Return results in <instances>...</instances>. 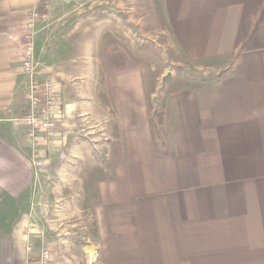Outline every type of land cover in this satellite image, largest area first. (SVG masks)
Segmentation results:
<instances>
[{"label": "crops", "instance_id": "crops-1", "mask_svg": "<svg viewBox=\"0 0 264 264\" xmlns=\"http://www.w3.org/2000/svg\"><path fill=\"white\" fill-rule=\"evenodd\" d=\"M71 1L0 0V264L42 249L51 264H264V0ZM35 12L62 110L39 169L23 122ZM146 54L162 63L149 80ZM203 65L219 71L190 73ZM57 201L82 239L53 231Z\"/></svg>", "mask_w": 264, "mask_h": 264}, {"label": "built area", "instance_id": "built-area-1", "mask_svg": "<svg viewBox=\"0 0 264 264\" xmlns=\"http://www.w3.org/2000/svg\"><path fill=\"white\" fill-rule=\"evenodd\" d=\"M44 16L33 13L27 25V34L24 39L23 70L28 80L27 100L28 108L23 122L28 127V139L32 144V162L36 169L43 166V157L40 149L41 141L49 147L56 145L61 102L57 95L56 84L53 80H40L39 64L36 62V21ZM52 253L42 249L39 264H51Z\"/></svg>", "mask_w": 264, "mask_h": 264}, {"label": "rangeland", "instance_id": "rangeland-1", "mask_svg": "<svg viewBox=\"0 0 264 264\" xmlns=\"http://www.w3.org/2000/svg\"><path fill=\"white\" fill-rule=\"evenodd\" d=\"M71 2H73V0L71 1ZM70 2V3H71ZM39 19H41V18H39ZM153 19H155L153 16H151L150 17V24H155L154 22L156 21H154ZM43 20H48V16L47 15H44V17H42V20H40V21H43ZM125 20V19H124ZM154 22H153V21ZM38 22V21H37ZM80 28H81V26H80ZM82 29V28H81ZM152 35V34H151ZM75 37H76V39L79 41V40H82L83 38H84V33H77V34H75L74 35ZM73 36V37H74ZM153 36V35H152ZM71 37V35L68 37V38H70ZM162 38L164 39H167L168 37H166V36H164V35H162ZM153 39L154 40H156L157 42H159L158 44H161V42H160V39L158 38V37H153ZM164 39V40H165ZM147 40H148V38H147ZM165 45V44H164ZM162 46V45H161ZM163 47V46H162ZM155 53H157L159 56L162 54V58H161V60L162 61H169V60H171V58H172V55H173V50H171V48L169 47L168 48V46L167 47H163L162 48V50L161 49H158V48H155ZM164 56V57H163ZM161 60H159V59H155L154 57H150V55H148V54H146V57H145V55H144V58H143V61H144V64H143V66H144V68H145V73H146V77H147V79L149 80L150 78H151V75H150V73H149V70L151 69L150 67L152 66V67H156V69L157 70H159L160 69V66L162 65V63H161ZM203 67H204V65L202 66V67H199V68H194L192 71H190V73H192V74H194V75H199L200 77L201 76H203V74L204 73H214V72H216L217 71V69H215V70H204L203 69ZM205 68V67H204ZM219 71V70H218ZM217 71V72H218ZM176 71L174 70V74H176L175 73ZM172 73V70L171 71H168V74H167V76H169L170 74ZM176 77H175V75H173V76H170V78L169 79H167L166 80V82H165V84L164 85H162L161 87L163 88L162 90H165V89H167V87L168 86H171L172 84L174 85V82H176L175 79ZM56 180V179H55ZM62 207V205H61V201L59 202V201H57L56 202V205H55V207H53V209L55 210H53L52 208L49 210L50 211V214H49V217L51 218V220H54V227H53V231H57L58 232V234L60 233V234H62V236L63 235H68V234H71V235H73V236H71V237H74V239H76V240H78V239H82L83 237H84V235H85V233L87 232L86 231V227L84 226V225H77V222L76 223H74V222H69L68 224H65V225H62V224H59L58 222L62 219V220H64L63 218L64 217H68L67 215H65L64 213L62 214L61 213V208ZM60 214V215H59ZM40 217V216H39ZM58 223V224H57ZM69 238V239H72V238ZM63 239V238H62ZM68 239V238H67ZM76 240H73L74 242L76 241ZM76 242H78V241H76ZM75 242V243H76ZM72 243V242H71Z\"/></svg>", "mask_w": 264, "mask_h": 264}, {"label": "trees", "instance_id": "trees-1", "mask_svg": "<svg viewBox=\"0 0 264 264\" xmlns=\"http://www.w3.org/2000/svg\"><path fill=\"white\" fill-rule=\"evenodd\" d=\"M112 49H116V48H109L108 50H107V60H108V67H109V69L110 70H113V68H112V66H111V64H112V62L115 64V65H117L116 64V59L114 60V58L113 59H111L113 56H109V55H111L112 54V52L114 51V50H112ZM117 49H119V48H117Z\"/></svg>", "mask_w": 264, "mask_h": 264}]
</instances>
